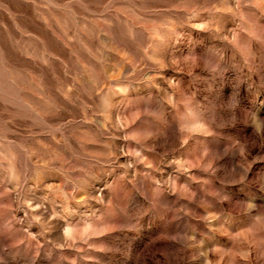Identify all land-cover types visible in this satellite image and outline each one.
I'll return each mask as SVG.
<instances>
[{
	"label": "rangeland",
	"instance_id": "1",
	"mask_svg": "<svg viewBox=\"0 0 264 264\" xmlns=\"http://www.w3.org/2000/svg\"><path fill=\"white\" fill-rule=\"evenodd\" d=\"M0 264H264V0H0Z\"/></svg>",
	"mask_w": 264,
	"mask_h": 264
},
{
	"label": "snow or ice",
	"instance_id": "2",
	"mask_svg": "<svg viewBox=\"0 0 264 264\" xmlns=\"http://www.w3.org/2000/svg\"><path fill=\"white\" fill-rule=\"evenodd\" d=\"M66 234L70 236V235H71V232L69 231V232H67Z\"/></svg>",
	"mask_w": 264,
	"mask_h": 264
},
{
	"label": "clouds",
	"instance_id": "3",
	"mask_svg": "<svg viewBox=\"0 0 264 264\" xmlns=\"http://www.w3.org/2000/svg\"><path fill=\"white\" fill-rule=\"evenodd\" d=\"M68 231H70V228L68 229Z\"/></svg>",
	"mask_w": 264,
	"mask_h": 264
}]
</instances>
